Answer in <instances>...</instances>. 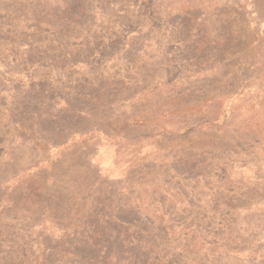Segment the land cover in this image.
<instances>
[{
  "label": "rangeland",
  "instance_id": "1",
  "mask_svg": "<svg viewBox=\"0 0 264 264\" xmlns=\"http://www.w3.org/2000/svg\"><path fill=\"white\" fill-rule=\"evenodd\" d=\"M0 264H264V0H0Z\"/></svg>",
  "mask_w": 264,
  "mask_h": 264
}]
</instances>
